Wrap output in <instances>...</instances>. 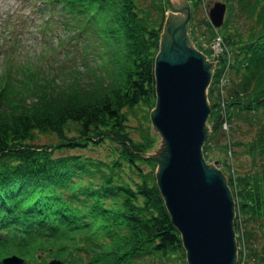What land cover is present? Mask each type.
<instances>
[{"label":"trees","instance_id":"trees-1","mask_svg":"<svg viewBox=\"0 0 264 264\" xmlns=\"http://www.w3.org/2000/svg\"><path fill=\"white\" fill-rule=\"evenodd\" d=\"M27 1L40 2L41 11L73 30L75 58L87 77L76 66L65 80L41 75V65L33 70L7 50L0 71V264L14 254L23 264H136L145 256L180 264L181 234L158 187L157 163L147 156L158 138L149 123H131L140 109L151 122L156 105L167 0ZM201 1L190 0L193 41L209 56L205 43L217 35L226 47L208 91L212 132L204 155L231 151V163L217 160L236 199L235 228H243L247 264H264V0H222L228 9L218 29L194 21ZM15 27L8 41L17 38ZM46 27L52 31L50 19ZM244 127L249 137L239 135ZM222 132L228 143H220ZM48 134L56 141L40 143ZM106 142L107 159L74 152ZM235 159L246 168L237 171Z\"/></svg>","mask_w":264,"mask_h":264},{"label":"water","instance_id":"water-1","mask_svg":"<svg viewBox=\"0 0 264 264\" xmlns=\"http://www.w3.org/2000/svg\"><path fill=\"white\" fill-rule=\"evenodd\" d=\"M169 11L155 60L156 105L151 111L162 140L152 150L156 179L174 226L182 234L188 264H236V202L225 173L208 163L203 146L209 137L208 89L215 63L190 36L189 0H167ZM177 11L178 13H173ZM227 3L216 1L211 23L225 21ZM13 255L4 264H22ZM49 264H61L52 260Z\"/></svg>","mask_w":264,"mask_h":264},{"label":"rangeland","instance_id":"rangeland-1","mask_svg":"<svg viewBox=\"0 0 264 264\" xmlns=\"http://www.w3.org/2000/svg\"><path fill=\"white\" fill-rule=\"evenodd\" d=\"M218 0H202L200 5L196 9L194 13V21L196 24L198 22H203L209 20L208 18V10L214 3ZM42 10V4L40 2L27 1V0H0V71L5 68V60L7 50L12 49L10 55L11 59H14L15 62H22L23 60H29L31 63L35 64L33 70L37 68V66L41 65V75H47L49 77L60 80H65L72 76L73 70L72 67L76 66L79 70L83 72L85 71V63H83L80 59L76 60L73 46H75L76 41L72 40L74 37L73 30L65 28L63 25L65 20L61 17H54L49 14L48 11ZM172 12L173 10H167L166 14ZM52 24V31L48 30L46 27V21L49 20ZM15 24V30L17 38L10 39L8 41L6 39V35L9 32V28H12V25ZM47 29V30H46ZM45 30L46 33H42ZM65 40V47L61 48L60 43L61 40ZM7 45V47H5ZM218 47V46H217ZM5 48V50H4ZM213 48H216L213 46ZM65 51H69L72 56L68 59L65 56ZM42 61V62H39ZM47 62H50L49 65ZM48 65V66H47ZM61 67V68H60ZM64 75H67L63 77ZM85 75V74H84ZM63 77V78H62ZM87 76L85 75L84 78ZM154 109H149L151 112ZM143 110H138V116L132 119L131 123L133 125L139 124L142 122L143 126H147L149 123L152 133L158 140H162L158 132H155L152 126V122H146ZM209 130L212 127L211 123L208 122ZM244 134L239 132V135L249 137L251 132L248 127L242 128ZM210 132V131H209ZM223 138L220 143H225L224 133ZM137 136V135H136ZM56 137L53 134L41 135L39 137L40 143H51L55 142ZM156 144V147L160 144V142ZM109 142L103 146L95 147L93 149H86L83 151L76 150L74 152H80L85 154V156H92L94 158H106L108 157V153L110 152ZM152 155V151L150 152ZM208 162H213L217 159L223 158L224 161L230 162L229 159L226 160L225 154L222 153L219 149L215 148L209 154ZM245 160V159H244ZM231 163V162H230ZM235 166L237 167V171H242L246 168V166H241V162L239 159H235ZM245 163V162H244ZM233 193V192H232ZM235 199V198H234ZM236 200V199H235ZM237 209V206H236ZM237 211V210H236ZM241 219V218H240ZM241 221V220H240ZM236 230V228H235ZM243 228L241 230H236L237 234V244H241V241L244 237ZM240 240V241H239ZM243 244H241L242 246ZM247 250L245 249V253ZM241 257L239 259V264H247V259L244 258V253L242 250L239 254ZM247 256V254H246ZM180 264H187L186 258L184 261H180ZM136 264H161L153 259L145 256L141 260L138 259Z\"/></svg>","mask_w":264,"mask_h":264},{"label":"bare ground","instance_id":"bare-ground-1","mask_svg":"<svg viewBox=\"0 0 264 264\" xmlns=\"http://www.w3.org/2000/svg\"><path fill=\"white\" fill-rule=\"evenodd\" d=\"M173 13H178L177 11L173 12ZM169 14V13H168Z\"/></svg>","mask_w":264,"mask_h":264}]
</instances>
